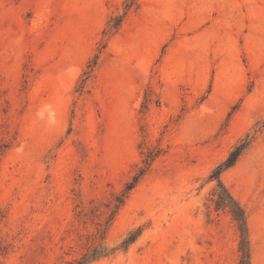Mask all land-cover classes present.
Listing matches in <instances>:
<instances>
[{
  "label": "rangeland",
  "instance_id": "obj_1",
  "mask_svg": "<svg viewBox=\"0 0 264 264\" xmlns=\"http://www.w3.org/2000/svg\"><path fill=\"white\" fill-rule=\"evenodd\" d=\"M247 251L264 264V0H0V264Z\"/></svg>",
  "mask_w": 264,
  "mask_h": 264
},
{
  "label": "trees",
  "instance_id": "obj_2",
  "mask_svg": "<svg viewBox=\"0 0 264 264\" xmlns=\"http://www.w3.org/2000/svg\"><path fill=\"white\" fill-rule=\"evenodd\" d=\"M245 147V145H241L237 148H235L231 153L230 155L225 159L224 162H222L216 169L215 171V175H219L220 172L231 166L235 160L237 159L238 155L240 154V152L242 151V149ZM144 169H142L143 171ZM140 174H142V172H140ZM138 178V176H137ZM136 179V177H135ZM136 182V180H134L130 186H129V189L134 185V183ZM231 214L233 216V218L237 221L238 223V226L241 230V233H242V237H243V240L247 243V240H246V227H245V217H244V213L242 211V209L239 207V206H236L235 209L231 210ZM248 259H249V253L248 251L245 252L243 255H242V259H241V264H247L248 263Z\"/></svg>",
  "mask_w": 264,
  "mask_h": 264
}]
</instances>
